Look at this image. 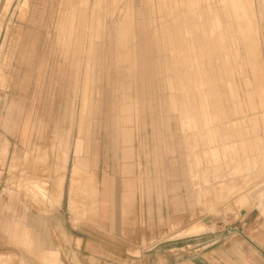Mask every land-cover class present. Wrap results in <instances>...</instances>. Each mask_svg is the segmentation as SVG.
<instances>
[{
	"label": "rangeland",
	"instance_id": "obj_1",
	"mask_svg": "<svg viewBox=\"0 0 264 264\" xmlns=\"http://www.w3.org/2000/svg\"><path fill=\"white\" fill-rule=\"evenodd\" d=\"M216 16L222 36L210 35ZM101 159L163 203L172 221L158 240L213 264H264V0H0L7 245L36 246L26 213L51 214L57 180Z\"/></svg>",
	"mask_w": 264,
	"mask_h": 264
},
{
	"label": "crops",
	"instance_id": "obj_2",
	"mask_svg": "<svg viewBox=\"0 0 264 264\" xmlns=\"http://www.w3.org/2000/svg\"><path fill=\"white\" fill-rule=\"evenodd\" d=\"M124 140L131 142L126 132ZM132 149L125 148L127 153ZM96 162L86 168L82 163L74 165L67 179L57 180L55 211L48 216L28 212L21 220L26 242L31 235L36 246L13 248L7 245L8 235L0 234V260L5 264H44L46 254H51L62 264H205L204 259L213 264L203 255L205 249L189 253L169 246V240H158L168 233L172 221L165 215L163 203L154 210L155 202L142 196L134 178L111 176L107 159ZM9 220L5 228L17 224Z\"/></svg>",
	"mask_w": 264,
	"mask_h": 264
},
{
	"label": "bare ground",
	"instance_id": "obj_3",
	"mask_svg": "<svg viewBox=\"0 0 264 264\" xmlns=\"http://www.w3.org/2000/svg\"><path fill=\"white\" fill-rule=\"evenodd\" d=\"M214 21L215 22L212 24V27H211L212 28V31H211L210 35H212V36H215V35L222 36V27L223 26L221 25V22L219 20V17L216 16L215 19H214ZM205 27H206V25H205ZM202 32L204 33V29H203ZM197 58L198 57L196 55H193L192 60H193L194 64H193L192 67H194V68H196V69L199 70L200 65L197 62ZM199 73L200 72L197 73V76H196V79H195V85L198 88V90L201 92V95H203L205 97V95H206V92H205L206 81L203 80L200 77V74ZM207 106H208V104H205V103L203 104V109H202L201 116L204 118L203 128L205 130H207L206 132H208V134H210V133L213 132V130H211V129L214 128V124H213V119L211 118L210 111H207V109H206ZM8 116H9V114H8ZM212 141L213 140H210L211 143H212ZM221 148H222V152L225 153L226 152L225 146L221 145ZM209 151H210V155L212 156V158L214 160L218 159L219 152L221 153V150L218 149L217 147L213 146V145L210 147V150ZM252 152H253L252 165H256L259 162L258 161V158L261 157L260 148L259 147H254V149H253ZM255 157H257V159Z\"/></svg>",
	"mask_w": 264,
	"mask_h": 264
}]
</instances>
